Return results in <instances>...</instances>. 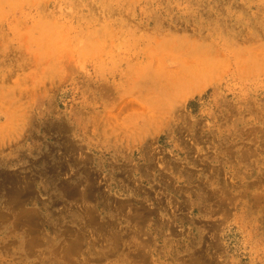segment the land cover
<instances>
[{
    "label": "rangeland",
    "instance_id": "rangeland-1",
    "mask_svg": "<svg viewBox=\"0 0 264 264\" xmlns=\"http://www.w3.org/2000/svg\"><path fill=\"white\" fill-rule=\"evenodd\" d=\"M0 264H264V0H0Z\"/></svg>",
    "mask_w": 264,
    "mask_h": 264
}]
</instances>
